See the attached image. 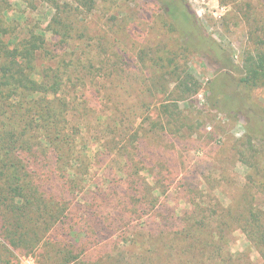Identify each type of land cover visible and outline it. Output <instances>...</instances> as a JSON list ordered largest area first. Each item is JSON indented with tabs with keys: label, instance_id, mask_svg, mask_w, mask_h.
I'll use <instances>...</instances> for the list:
<instances>
[{
	"label": "rangeland",
	"instance_id": "374dc122",
	"mask_svg": "<svg viewBox=\"0 0 264 264\" xmlns=\"http://www.w3.org/2000/svg\"><path fill=\"white\" fill-rule=\"evenodd\" d=\"M57 1L72 6L75 0ZM91 1V11L82 9L76 17L85 35L83 50L76 53L82 66L69 67L64 78L71 105L69 127H80L79 148L86 152L82 154L89 165L86 189L99 186L116 211L130 215L132 207L124 209L118 198L132 183L123 175L121 154L128 152L132 160L128 173L135 175L134 189L142 206L124 237H132L134 229L149 232L159 223L158 217L181 215L192 207L188 201H194L198 215L228 213L224 220L233 229L227 241L231 254L248 257L244 264H264L242 232L249 214L264 225V139L247 133L241 115L217 114L204 106L205 89L217 66L180 46L172 23L161 18L155 0ZM186 2L196 26L236 60L264 53V0ZM0 7L14 26L22 25V31H15L19 38L27 36L28 26L40 27L48 37L43 28L53 11L45 1L38 0L32 9L21 0L0 1ZM70 55L69 50L66 59ZM59 60L57 56L55 61ZM174 70L187 71L197 80V94L177 98ZM155 80L163 84V92L143 96ZM249 95V117L263 127L264 87ZM162 101L168 107L157 118L152 110ZM147 111H151L148 121ZM142 123L144 131L139 130ZM106 146L114 147V152L107 155ZM20 255L0 252V264H20ZM34 256L40 264H58L53 255L49 260L46 254ZM36 260L29 258L23 264H37Z\"/></svg>",
	"mask_w": 264,
	"mask_h": 264
},
{
	"label": "trees",
	"instance_id": "16d2710c",
	"mask_svg": "<svg viewBox=\"0 0 264 264\" xmlns=\"http://www.w3.org/2000/svg\"><path fill=\"white\" fill-rule=\"evenodd\" d=\"M21 1L32 9L38 0ZM42 1L53 11L43 28L48 37L40 33V27L28 26L27 36L19 38L15 31L22 25L14 26L0 7V252L18 251L34 260L37 253L46 254L48 260L53 255L58 264H244L248 257L228 250L233 232L224 220L228 213L198 215L194 201H188L192 207L181 215L158 217L159 223L149 232L134 229L132 237H124L142 206L134 189L138 186L135 175L128 173L132 167L128 152L121 154L123 175L125 182L131 179L132 183L118 198L124 209L132 207L130 215L116 211L99 186L86 189L89 165L79 148L80 127H69L71 105L64 78L69 67L82 66L76 53L83 50L85 35L76 17L82 9L91 11L92 1L75 0L72 6L63 0L61 4ZM155 1L161 18L172 23L180 46L217 66L205 89L206 109L241 115L247 133L264 139V126L252 121L248 111L252 108L249 93L264 87V53L254 52L240 62L196 26L186 0ZM69 50L72 55L66 59ZM176 73L173 90L177 98L197 94V80L187 71ZM162 87L155 80L143 96L163 92ZM167 107L162 101L152 112L158 118ZM147 112L148 121L151 111ZM144 126L139 130L144 131ZM106 148L107 155L114 152V147ZM249 215L242 232L264 263V225ZM95 253L100 256L94 258Z\"/></svg>",
	"mask_w": 264,
	"mask_h": 264
},
{
	"label": "built area",
	"instance_id": "2783aa9c",
	"mask_svg": "<svg viewBox=\"0 0 264 264\" xmlns=\"http://www.w3.org/2000/svg\"><path fill=\"white\" fill-rule=\"evenodd\" d=\"M27 258L29 259L30 257H22V258H21V263H20V264H23L24 261L28 260Z\"/></svg>",
	"mask_w": 264,
	"mask_h": 264
}]
</instances>
